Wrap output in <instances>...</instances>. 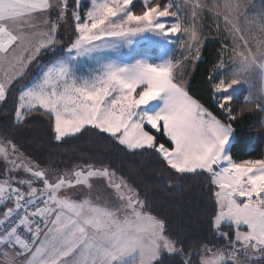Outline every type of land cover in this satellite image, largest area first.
Wrapping results in <instances>:
<instances>
[{
  "label": "snow or ice",
  "instance_id": "snow-or-ice-1",
  "mask_svg": "<svg viewBox=\"0 0 264 264\" xmlns=\"http://www.w3.org/2000/svg\"><path fill=\"white\" fill-rule=\"evenodd\" d=\"M82 7L0 0V264H264V153L232 151L246 116L264 136V0ZM209 37L219 47L205 102L189 84ZM175 44L178 57L151 59L152 46ZM36 118L57 144L87 135L153 156L166 190L202 181L206 232L170 227L106 158L62 166L29 151L17 136Z\"/></svg>",
  "mask_w": 264,
  "mask_h": 264
},
{
  "label": "trees",
  "instance_id": "trees-1",
  "mask_svg": "<svg viewBox=\"0 0 264 264\" xmlns=\"http://www.w3.org/2000/svg\"><path fill=\"white\" fill-rule=\"evenodd\" d=\"M87 6L88 2H84L83 8ZM218 47L217 42L205 44L202 61L190 77L189 86L192 94L205 102L209 99L206 95L208 88L204 83V78L208 74L206 69L211 67L212 53ZM4 119L0 116V121ZM4 126L0 123V134ZM258 127L257 117L254 115L246 116L238 123L237 143L232 150L237 161L261 158V154L264 153V138L255 131ZM17 142L43 159L60 163L62 166L70 165L82 158H106L126 174L138 178L137 183L140 184L142 191L147 192L155 208L168 217L170 227L181 232H190L192 235H202L206 232L208 193L203 187V182H188L175 191L166 190L158 176L159 168L153 156H124L109 152L103 141L87 135L81 139H70L66 143L57 144L50 140L47 122L40 118H36L31 125L20 130Z\"/></svg>",
  "mask_w": 264,
  "mask_h": 264
},
{
  "label": "rangeland",
  "instance_id": "rangeland-1",
  "mask_svg": "<svg viewBox=\"0 0 264 264\" xmlns=\"http://www.w3.org/2000/svg\"><path fill=\"white\" fill-rule=\"evenodd\" d=\"M70 2H71V0H70ZM84 2H88V0H83V4H84ZM84 10L85 9L82 7L81 8L82 14H83ZM59 35L63 40L67 41V39L69 37V30H68L67 25H65L64 27H62L60 29ZM211 41H213V39L211 37H209L207 42H211ZM146 46H148V45H146L143 42L140 45V47H142V48L146 47ZM169 55L177 56V57L180 55V48H179L178 44L166 45L163 47V49H161L158 46H152L151 47V59H153L155 62H160V60L166 58ZM189 71L191 72V66H189Z\"/></svg>",
  "mask_w": 264,
  "mask_h": 264
},
{
  "label": "crops",
  "instance_id": "crops-1",
  "mask_svg": "<svg viewBox=\"0 0 264 264\" xmlns=\"http://www.w3.org/2000/svg\"><path fill=\"white\" fill-rule=\"evenodd\" d=\"M211 42H216V41L213 40V41H211ZM263 138H264V136H263Z\"/></svg>",
  "mask_w": 264,
  "mask_h": 264
}]
</instances>
